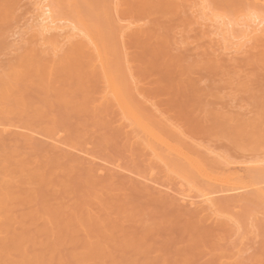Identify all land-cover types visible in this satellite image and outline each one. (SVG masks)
Instances as JSON below:
<instances>
[{
    "label": "rangeland",
    "instance_id": "1",
    "mask_svg": "<svg viewBox=\"0 0 264 264\" xmlns=\"http://www.w3.org/2000/svg\"><path fill=\"white\" fill-rule=\"evenodd\" d=\"M34 1L0 0V264H20L13 257L21 254H55L59 264H264V200H246L248 188L202 211L197 200L218 181L187 165L173 171L111 102L99 106L104 83L83 71L94 54L84 58L65 34L42 40ZM247 2L72 0L127 95L214 162L234 161L238 184L264 182V23L250 42L225 25L239 29L260 13ZM212 160L211 175L230 176ZM182 193L199 205L179 200ZM57 234L65 242L54 253L32 243ZM146 241L155 250L136 254Z\"/></svg>",
    "mask_w": 264,
    "mask_h": 264
},
{
    "label": "bare ground",
    "instance_id": "2",
    "mask_svg": "<svg viewBox=\"0 0 264 264\" xmlns=\"http://www.w3.org/2000/svg\"><path fill=\"white\" fill-rule=\"evenodd\" d=\"M209 1H212V0H209ZM247 1L248 0H229V2L232 3L230 5H233L234 7H232V8H234V9L236 7H237V9H240L242 7L244 8V6L246 7V5L248 6L249 2H247ZM253 1H255V3H258L259 12H260L259 14H257V16H255V18L254 17H250V18L247 17L248 19H245L246 22L245 21L243 23L241 22L242 26H241V24H239L241 27L237 26V27H239V29H237L236 25H234V24L225 23L226 29H228L229 33L230 32L233 33L232 31H236L235 33H237L238 32L237 30L240 31L237 33L238 35H236L235 33L233 34L235 39L237 37H240V35H241L245 38H248L249 41H247V42H250L253 39L256 40V38L258 39V37H260L261 33H259L258 29L262 28L260 26H261V24L264 23V19L262 18L264 16V4L261 5V7H260V4H259L260 0H253ZM34 3H35L34 6H36L35 8H37L36 10H38L37 11L38 14H35L37 16L36 24L38 27V30L36 28V31H38V32H36V34L38 33L40 38H43L42 40H44L45 42H50L51 40L49 41L48 39H50V37H51V39H53L55 41V39L57 40V36L59 38V35L65 34L64 38L62 40H64L66 38L65 41L73 39V41L72 40L68 41L69 43L74 42V40L77 42L78 41L80 42L78 47H77V45H78L77 42H76V44H77L76 46L73 45L75 43H71L69 45L73 46L72 48H74V47L77 48L76 50L78 52H80L84 58H88L89 57L88 54H91V53L94 54V57L92 59H90L88 62L90 65L86 66L83 71L88 76H91L98 83H101V82L104 83L103 88L100 92L101 93V98H100L101 102H100L99 106L101 104L106 103V102H111L113 104V106L116 108V110L118 111V113L122 116V118L128 122V124H129L128 126H131L133 131L135 130V132H136L135 136L136 135L139 136L141 143H143L142 145H144V148L147 149L148 151H150L151 153H153L160 160L165 162L166 165H169L173 171H182V169H184V166L187 165V166H189L188 168L190 170H196V171L198 170L197 173L200 172L201 175L206 176L208 178V180L210 179V181L211 180L212 181H215V180L218 181V183L221 185V188H219L218 190H214V191L213 190L208 191L207 193L200 195L203 198L200 197V200H197V201L201 202L200 205H204L203 207H205V208L201 207L203 209V210L201 209L202 211H204V210H206V212L209 211L208 212V214H209V213L217 210L220 206L219 201L221 202V200H222L221 198L217 197L220 194H225L226 197L229 194L241 196L242 194L240 192L245 191L248 188H250L252 190V193L248 194L247 196H244V198L246 200H251V199L264 200V182L263 181H254V182H250V183L248 182L246 184H244V183L238 184L237 182H236L237 184L233 183L234 181L237 180V179L235 180V174H232V171H231V167H232L231 165H233V164L236 165V163L234 161L218 160V161L214 162L213 161L214 159L213 160L211 159L212 155L205 154V152H203V150L200 149L199 145H195V144L188 142L182 136V133H180L177 129H173V127L169 124H164L165 122H162L161 120H159L155 114H152V113L148 112L147 110L143 109L141 105H138V102L135 99H133L127 95L128 92L126 91V89H128V85H127L126 81H124V79L121 77V75L119 73L117 74V71H114L112 63H111V58L108 56V51L100 46L98 39L92 33L90 24L80 15L79 16L76 15L75 9L72 8V0H36V1H34ZM245 3H247V4L245 5ZM65 6H69V9L66 10L64 8ZM71 13H73L72 16H71ZM256 17L257 18L261 17L260 18L261 20H259V18H258V20H259L258 21ZM237 25H238V23H237ZM130 26L129 25L124 26L123 29L128 30V32H129ZM233 26H234V28H233ZM257 26H259V27H257ZM262 29L264 30V24H263ZM262 29H259V30L262 32ZM223 32H225V31H223ZM263 32H262V35H264ZM239 33H240V35H239ZM55 35H56V38H54ZM124 35L125 34L123 32L122 37H124ZM223 35H225V33ZM257 35H259V36L257 37ZM227 38H229V37L227 36ZM260 38H261V40L264 39V37H260ZM60 40H61V38H60ZM244 41H245V43L244 42L243 43L245 45L246 40H244ZM56 45H58V44H56ZM56 45H55V47H56ZM226 47L229 48L228 46H226ZM56 48L58 50H60L59 47H56ZM75 48H74V50H75ZM236 49L238 51V49H240V48H236ZM229 50H232V49H229ZM68 52H69V49H68L67 53ZM241 52H243V51L241 50ZM245 54H247V52ZM65 56H67L66 59H70V53L68 55L66 54ZM62 63H65V62L62 61ZM66 64L67 63H65L64 66H66ZM68 64H70V61H68ZM249 66L250 65H248L247 67H249ZM243 67H244L243 69H245V66H243ZM247 69H246V71H247ZM224 70H226V68H224ZM227 70H229V68ZM239 70L237 68L234 71L239 72ZM225 72H227V71H225ZM239 77H242V74ZM246 82L248 83V81H246ZM243 83H244V81H243ZM250 83L252 84V82H250ZM243 86H248V84L243 85ZM249 88H251V87H249ZM7 95H10V94L8 93ZM260 109L264 112V105H262ZM107 110H108V108H107ZM127 122H126V124H127ZM4 132H6V131L4 130L3 133ZM7 132H9V131L7 130ZM209 157H210V159H209ZM209 160H212L211 163L213 164V166H218V168L220 167L221 170L223 168L227 167V171H228V174L230 173L229 174L230 176L227 175L226 170H222V172H221L224 176L227 175L225 178H221L218 175L217 176L211 175L212 172L211 171H210L211 173L209 172V170L211 168L209 166V162H210ZM243 163H245V162L243 161V162H240L238 164H243ZM103 166H101V167H103ZM207 166L209 167L208 169L206 168ZM101 167H99V168H101ZM105 167L106 166H104L103 168H105ZM188 168H185L184 170L186 171V169H188ZM223 172H226V173H223ZM231 175L232 176L234 175V176L231 177ZM236 178H238L237 175H236ZM242 196H241V198H242ZM4 198H5L4 195L3 196L0 195V203ZM188 198H189V195H187V193L186 194L182 193L179 200H183L187 203L189 202L190 203V204L188 203L189 206H195L198 204V202L196 200H195L196 202L191 201L193 199H189L190 200L189 201ZM195 199H197V198H195ZM198 199H199V196H198ZM1 220H2V216L0 214V221ZM48 222H50V221L48 220ZM218 226H219V228L224 229L226 224L221 223L220 225H216V227L211 228V229L204 228V230H202V231L208 232V234H210V232H212L213 230L218 229ZM189 228H185V230H183L181 232L182 233L188 232ZM58 236L59 235L57 234L56 236L52 237L51 239L56 240L58 238ZM18 238H19V235L14 233L12 240L15 242L16 240H18ZM64 242L65 241H59V240H56L53 242H50V241L45 242V240H41L40 238H37V239L35 238L34 240H32V243L34 244V246L42 247L45 245L46 248L51 249L53 251V253L55 252L56 248L59 250V245L64 243ZM5 244H8V242L5 241L3 245H5ZM6 246L8 247V245H6ZM154 247H155L154 241H151V242L146 241L145 245L138 248V250L135 252H136V254H147L149 251L144 250V249L155 250ZM123 252L126 253L125 249ZM196 252H198V251H196ZM179 254L183 255L185 257L184 260L191 259L190 257H186V256L192 255V253H190V252H181ZM20 256H22V257H20ZM20 256H18L16 258L13 257L14 258L13 263L18 262L20 264H59L61 261L64 260L62 257L56 258L55 254L50 255V257H47V258L41 257V255H39V254L36 255V257H28V256H25L24 254H21ZM164 261H166V260H164ZM177 262H180V257L177 258L174 263H177ZM160 264H168V262L167 263L162 262ZM170 264H172V263H170ZM222 264H225V263L223 262Z\"/></svg>",
    "mask_w": 264,
    "mask_h": 264
}]
</instances>
